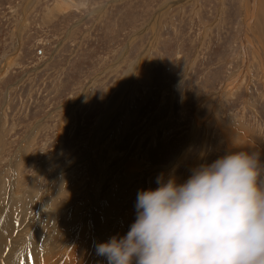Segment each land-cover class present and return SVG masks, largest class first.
I'll return each mask as SVG.
<instances>
[{"label": "rangeland", "instance_id": "obj_1", "mask_svg": "<svg viewBox=\"0 0 264 264\" xmlns=\"http://www.w3.org/2000/svg\"><path fill=\"white\" fill-rule=\"evenodd\" d=\"M252 1L0 0V263L107 264L93 237L122 236L137 192L170 165L179 179L251 150L264 180V65L248 42L264 53V0Z\"/></svg>", "mask_w": 264, "mask_h": 264}, {"label": "clouds", "instance_id": "obj_2", "mask_svg": "<svg viewBox=\"0 0 264 264\" xmlns=\"http://www.w3.org/2000/svg\"><path fill=\"white\" fill-rule=\"evenodd\" d=\"M136 194L135 220L95 245L107 264H264V180L237 151Z\"/></svg>", "mask_w": 264, "mask_h": 264}, {"label": "bare ground", "instance_id": "obj_3", "mask_svg": "<svg viewBox=\"0 0 264 264\" xmlns=\"http://www.w3.org/2000/svg\"><path fill=\"white\" fill-rule=\"evenodd\" d=\"M245 2H246V1H245ZM245 2H244V4H245ZM254 2H256V0H255V1H252L251 5H254V4H255ZM252 7H253V6H252ZM249 10H250V9H249ZM250 11H251V10H250ZM253 12H254V11L249 12V15H248L249 17L247 18L250 22L252 21L251 17H253ZM248 39H249L248 42H249L250 45L252 46V49L255 50V53H256V55L258 56L259 61H260V62H263V65H264V53H263L261 47H260L256 42H254V40H253L252 38H248ZM262 40H263V39H262ZM263 48H264V47H263ZM256 58H257V57H256ZM257 62H258V61H257ZM260 65H261V64H260ZM261 67H262V65H261ZM239 77H240V76H237V78H236L237 81H238ZM229 88H230V87H229ZM220 129H222V128H220ZM222 132H223V133H222ZM222 132H221V133H222L221 135L224 137L225 142H228V143L232 144V142H234V139H233V138H232V139L226 138V137H227V136H226V133H225L224 131H222ZM228 133H229V132H228ZM223 134H224V135H223ZM233 135H235V134H233ZM230 136H231V135H230ZM241 136H242V135H241ZM243 139H244V138H243ZM245 140H246V139H245ZM239 142H240V141H239ZM241 142L244 143L245 141L242 140ZM241 142H240V144H241ZM230 144H228V150H230ZM236 144H237V143H236ZM246 144H247V143H246ZM233 145L235 146V144H233ZM237 145L239 146V143H238ZM238 146H237V147H238ZM239 147H240V146H239ZM246 147H247V146H246ZM239 149H240V148H239ZM249 149H252V147H250ZM249 149H248V150H249ZM25 150H26V148H25ZM240 150H241V149H240ZM236 151H238V150H236ZM243 151H244V150H243ZM245 151H246V150H245ZM249 151L252 152L251 150H249ZM250 152H249V153H250ZM253 152H254V151H253ZM19 162H20V161H19ZM175 164H177V161L175 162ZM17 168H18V167H17ZM173 168H175V166L170 165V167H169L168 169H166V170H165V169H164V170L161 169L160 172L158 171V172L160 173V179H161V182H165V181H167V180L170 179V178L175 179V178H173V176H172V170H173ZM16 172H18V171H16ZM174 172H175V170H174ZM127 173H128V172H127ZM189 175H190V172H186V176H185V177L182 176L181 178H179V179H175V180H176V181L179 180V181L182 183L184 180L187 179V177H188ZM130 176H131V175H130ZM174 177H175V176H174ZM176 177H177V176H176ZM91 186H93V185L91 184ZM94 188H95V186H94ZM94 188H93V187L91 188L92 191H93ZM49 189H50V188H49ZM52 189H54V188H52ZM57 189H58V188H57ZM95 190H96V189H95ZM58 192H59V191H58ZM88 192H89V191H88ZM54 193H55V192H54ZM70 193H71V192H70ZM76 193H77V192H76ZM90 193H91V192H90ZM92 193H93V192H92ZM92 193H91V194H92ZM49 196H50V195H49ZM94 196H95V194H94ZM52 197L54 198V196H52ZM57 197H58V196H57ZM55 198H56V197H55ZM16 199H17V198H16ZM44 199H46V198H44ZM52 200H53V199H52ZM86 200H87V199H86ZM80 201H82V200H80ZM84 201H85V200H84ZM53 202H54V201H53ZM53 202H52V204H53ZM87 202H88V201H87ZM17 203H19V202H17ZM42 203H43V202H42ZM78 203H80V202H78ZM50 204H51V203H50ZM54 204H55V203H54ZM56 204H57V203H56ZM82 204H83V202H82ZM85 204L87 205L88 203L85 202ZM17 205H18V204H17ZM25 205H26V204H25ZM43 205H44V204H43ZM77 205H78V204H77ZM30 206H31V205H30ZM46 206H47V205H46ZM48 206H49V204H48ZM79 206H80V205H79ZM114 206H115V205H114ZM12 207H14V206H12ZM73 207H74V206H73ZM46 208H47V207H46ZM49 208H50V207H49ZM81 208H82V207H81ZM103 208H104V207H103ZM17 209H19V208H17ZM17 209H16V211H17ZM37 209H39V208H37ZM52 209H53V208H52ZM76 209H77V208H76ZM84 209H85V208H84ZM112 209H113V208H112ZM114 209H115V207H114ZM134 209H135V207H134ZM21 210H22V209H21ZM39 210H40V209H39ZM72 210H73V209H72ZM101 210H102V209H101ZM101 210H100V211H101ZM23 211H24V210H23ZM26 211H27V209H26ZM28 211H29V210H28ZM40 211H41V210H40ZM56 211H57V210H56ZM84 211H85V210H84ZM92 211H93V210H92ZM116 211H117V210H116ZM9 212H11V211L9 210ZM35 212H36V211H35ZM90 212H91V211H90ZM96 212H97V211L95 210L94 213H96ZM103 212H104V210H103ZM107 212H108V211H107ZM0 213H2V212H0ZM6 213H7V212H6ZM20 213H21V212H20ZM98 213H99V212H98ZM2 214H3V213H2ZM21 214H22V213H21ZM47 214H48V213H47ZM54 214H55V213H54ZM92 214H93V213H92ZM105 214H106V213H104V215H105ZM125 214H126V213H125ZM6 215H7V214H6ZM6 215H5V216H6ZM9 215H10V214H9ZM16 215H17V214L15 213V216H16ZM22 215H23V214H22ZM24 215H25V214H24ZM78 215H79V214H78ZM87 215H88V212H87ZM95 215H97V213H96ZM95 215H94V216H95ZM109 215H110V214H109ZM113 215H114V214H113ZM129 215H130V214H129ZM0 216H1V214H0ZM13 216H14V214H13ZM15 216H14V217H15ZM17 216H18V215H17ZM27 216H28V215H27ZM35 216H36V215H35ZM82 216H83V215H82ZM85 216H86V215H85ZM94 216H92V217H94ZM100 216H101V215H100ZM105 216H107V215H105ZM1 217H3V216H1ZM18 217H20V215H19ZM28 217H31V216H28ZM86 217H88V216H86ZM90 217H91V216H90ZM101 217H104V216H101ZM113 217H114V216H113ZM21 218H22V217H21ZM58 218H60V217H58ZM71 218H72V217H71ZM82 218H83V217H82ZM95 218H97V217L95 216ZM110 218H111V217H110ZM120 218H121V217H120ZM120 218H118V219H120ZM122 218H123L124 220L122 219L123 221H121V222L119 223L120 226L123 225L124 223H126V224H124V225H127V226H128V227L125 226L127 229H123L125 232H123L122 235H124V234L128 231V228H129V226H130L131 223H129L130 221H128V220H130V219H128L126 215H125L124 217H122ZM0 219L3 221L2 218H0ZM13 219H14V218H13ZM15 219H17V218H15ZM15 219H14V220H15ZM19 219H20V218H19ZM19 219H17V221L19 222V223H17V224H20V225H21V222L23 223L24 220L20 222ZM23 219H26V218H23ZM44 219H45V218H44ZM48 219H49V218H48ZM73 219H74V217H73ZM91 219H92V218H91ZM91 219H90V220H91ZM97 219H98V218H97ZM97 219H94V221L97 220ZM105 219L107 220V218H105ZM116 219H117V218H116ZM11 220H12V219H11ZM28 220L30 221V219H28ZM59 220L61 221V219H59ZM68 220H69V218H68ZM75 220H76V219H75ZM98 220H99V219H98ZM103 220H104V219H103ZM109 220H110V219H109ZM15 221H16V220H15ZM25 221H26V220H25ZM56 221H57V220H56ZM72 221H74V220H72ZM92 221H93V220H92ZM92 221H91V222H92ZM94 221H93V222H94ZM115 221H116V220H115ZM118 221H120V220H118ZM26 222H27V221H26ZM26 222L23 223L22 226H19V227H20V228H19L20 230H21V227L24 228V226L26 225ZM46 222H47V221H46ZM52 222H53V221H52ZM54 222H55V221H54ZM88 222H89V220H88ZM95 222H96V221H95ZM95 222H94V223H95ZM108 222H109V221H108ZM116 222H117V221H116ZM10 223H11V222H10ZM13 223H14V222H13ZM27 223H28V222H27ZM47 223H48V222H47ZM66 223H67V222H66ZM68 223H70V222H68ZM68 223H67V224H68ZM77 223H78V222H77ZM86 223H87V222H86ZM101 223H102V222H101ZM106 223H107V222H105V224H106ZM109 223H110V222H109ZM2 224H3L2 226L5 228V226H6V225L4 226L5 223H2ZM15 224H16V223H15ZM60 224H61V222H60ZM71 224H72V223H71ZM74 224H75V223H74ZM78 224H79V223H78ZM119 224H117V225H119ZM0 225H1V224H0ZM28 225H29V223H28ZM83 225H84V224H83ZM95 225H97V224H95ZM101 225H102V224H101ZM109 225H110V224H109ZM117 225H116V226H117ZM7 226H8V225H7ZM34 226H35V224H34ZM71 226H72V225H71ZM86 226H87V225H86ZM106 226H108V225L106 224ZM116 226H115V227H116ZM3 227H1L0 229H2ZM31 227H32V226H31ZM40 227H41V226H40ZM45 227H46V226H45ZM45 227H44V228H45ZM52 227H53V226H52ZM68 227H69V226H68ZM122 227L124 228V226H122ZM122 227H121V228H122ZM4 228H3V229H4ZM11 228H12V227H10V229H8V230H13V229H11ZM33 228H34V227H33ZM44 228H43V229H44ZM63 228H64V227H63ZM72 228H73V226H72ZM72 228H71V229H72ZM81 228H82V227H81ZM87 228H88V227H87ZM93 228H94V225H93ZM103 228H105V226H103ZM117 228H119V227H117ZM40 229H42V228H40ZM88 229H89V228H88ZM101 229H102V226H101ZM105 229H106V228H105ZM8 230L6 229V232H7ZM22 230H23V229H22ZM25 230H26V229H25ZM50 230H51V229H50ZM73 230H74V229H73ZM83 230H84V229H83ZM85 230H86V229H85ZM112 230H113V229H112ZM1 231H2V230H1ZM1 231H0V233H1ZM4 231H5V230H4ZM4 231H3V232H4ZM13 231H14V230H13ZM26 231H27V230H26ZM28 231H29V230H28ZM74 231H77V229L74 230ZM91 231H92V230H91ZM100 231H101V230H100ZM103 231H104V230H103ZM10 232H11V231H10ZM30 232H31V231H30ZM44 232H45V231H44ZM52 232H54V231H52ZM72 232H73V231H72ZM108 232H109V231H108ZM24 233H25V232H24ZM40 233H41V232H40ZM56 233H58V232H56ZM103 233H106V232H103ZM1 234H2V233H1ZM7 234H8V233H7ZM9 234H10V233H9ZM18 234H19V232H18ZM41 234H43V233H41ZM45 234H46V233H45ZM50 234H51V231H50ZM54 234H55V233H54ZM58 234H59V233H58ZM73 234H74V233H73ZM92 234H93V232H92ZM94 234H95V233H94ZM94 234H93V235H94ZM96 234H97V233H96ZM100 234H101V233H100ZM11 235H12V234H11ZM31 235H33V234H31ZM37 235L40 236L39 234H37ZM55 235H56V234H55ZM55 235H53V237H54ZM61 235H62V234H60V236H61ZM85 235H86V234H85ZM90 235H91V234H90ZM93 235H92V237H93ZM2 236H3V234H2ZM7 236H10V235H7ZM44 236H45V235H44ZM47 236H48V235H46V237H47ZM49 236H50V235H49ZM79 236H80V235H79ZM82 236H83V235H82ZM12 237H14V236H12ZM21 237H22V236H21ZM27 237H29V235H28ZM32 237H33V236H32ZM34 237H37V236H34ZM41 237H42V236H41ZM56 237H57V236H56ZM9 238H11V237H9ZM50 238H51V237H50ZM50 238H49V239H50ZM61 238H62V237H61ZM77 238H78V237H77ZM93 238H94V241L98 244V243H102V242H106V241H108V240L111 238V236H110L109 234L106 233V234H104V235H102V236H97V237H93ZM5 239H6V238H5ZM17 239H18V238H17ZM45 239H46V238H45ZM57 239H58V238H57ZM80 239H81V238H79V241H82V240H80ZM7 240H8V239H7ZM19 240H20V239H19ZM30 240H31V239H30ZM30 240H29V241H30ZM53 240H54V239H53ZM55 240H56V239H55ZM59 240H60V238H59ZM83 240H84V239H83ZM13 241H14V239H13ZM31 241H32V240H31ZM38 241H39V240H38ZM56 241H57V240H56ZM79 241L77 240L78 243H80ZM91 241H93V240H91ZM9 242H10V240H9ZM39 242H40V241H39ZM44 242H45V241H44ZM47 242H48V241H47ZM47 242H46V243H47ZM77 242H76V243H77ZM95 242H94V243H95ZM13 243H14V242H13ZM25 243H28V242L25 241ZM30 243H31V242H30ZM35 243H36V242L33 243V249H34V244H35ZM51 243H52V242H51ZM91 243H92V242H91ZM11 244H12V242H11ZM18 244H19V243H18ZM40 244H41V243H40ZM55 244H56V243H55ZM81 244H82V243H81ZM81 244H80V245H81ZM20 245H21V244H20ZM31 245H32V244H31ZM36 245H38V244H36ZM90 245H91V244H90ZM92 245L94 246L95 244H92ZM11 246H12V245H11ZM14 246H16V245L14 244ZM23 246H24V244H23ZM38 246H39V245H38ZM77 246H78V245H77ZM77 246H76V247H77ZM82 246H83V244H82ZM88 246H89V245H88ZM21 247H22V246H21ZM26 247H27V246L25 245V250L27 249ZM31 247H32V246H31ZM74 247H75V246H74ZM76 247H75V248H76ZM51 248L54 249V247H51ZM72 248H73V247H72ZM75 248H74V250H76ZM89 248H92V247L90 246ZM94 248H95V247H94ZM12 249H13V248H12ZM12 249H11V251H14V250H12ZM23 249H24V248H23ZM28 249H29V248H28ZM28 249H27V250H28ZM38 249H39V248H38ZM82 249H83V247H82ZM82 249L80 248L79 250L82 251ZM3 250H4V249H3ZM20 250H21V249H20ZM25 250H24V252H25ZM42 250H43V249H42ZM77 250H78V249H77ZM1 251H2V250H1ZM31 251H32V249H31ZM31 251H27V252L29 253V252H31ZM35 251H36V250H35ZM38 251H39V250H38ZM18 252H19V251H18ZM77 252H78V251H77ZM82 252H83V251H82ZM92 252H93V250H92ZM95 252H96V251H95ZM14 253H15V252H14ZM16 253H17V252H16ZM19 253H20V252H19ZM31 253H32V252H31ZM33 253L35 254V252H33ZM37 253H38V252H37ZM37 253H36V254H37ZM73 253H74V252H73ZM93 253H94V252H93ZM9 254H10V253H9ZM17 254H18V253H17ZM24 254H26V253H24ZM24 254H23V255H24ZM66 254H67V253H66ZM66 254H65V255H66ZM73 255H75V254H73ZM79 255L81 256V254H79ZM79 255H78V256H79ZM96 255H97V254H96ZM11 256H12V258H13L14 254L11 255ZM25 256H26V255H24V257H25ZM30 256H31V255H30ZM67 256H68V254H67ZM3 257H4V256H3ZM6 257H7V256H6ZM14 257H15V256H14ZM24 257H23V258H24ZM37 257H39V256H37ZM69 257H70V256H69ZM99 257H100V256H99ZM7 258H8V257H7ZM7 258H5V259H7ZM33 258H34V257H33ZM70 258H71V257H70ZM70 258H69V259H70ZM73 258H74V257H73ZM76 258H77V257H76ZM10 259H11V258H9V263H10ZM14 259H15V258H14ZM14 259H13V261H14ZM35 259H37V258H35ZM38 259H39V258H38ZM49 259H50V258H49ZM77 259H78V258H77ZM97 259H98V258H97ZM3 260H4V259H3ZM42 260H43V259H42ZM98 260H99V259H98ZM11 261H12V260H11ZM27 261H28V260H27ZM35 261H37V260H35ZM43 261H44V260H43ZM72 261H73V260H72ZM72 261H71V262H72ZM74 261H76V260H74ZM96 261H97V260H96ZM6 262H8V261H6ZM24 262H25V260H24ZM67 262H68V261H66L65 264H66ZM69 262H70V260H69ZM71 262H70V263H71ZM76 262H77V261H76ZM81 262L84 263L83 261H81ZM19 263L21 264L22 262H19ZM29 263H31L30 260H29ZM29 263H28V264H29ZM38 263H41L40 260H39ZM77 263H78V262H77ZM92 263H93V262H92ZM0 264H4V263L2 262V263H0ZM5 264H6V263H5ZM11 264H12V262H11ZM32 264H33V263H32ZM35 264H36V263H35ZM78 264H79V263H78ZM98 264H99V263H98ZM100 264H101V263H100Z\"/></svg>", "mask_w": 264, "mask_h": 264}]
</instances>
